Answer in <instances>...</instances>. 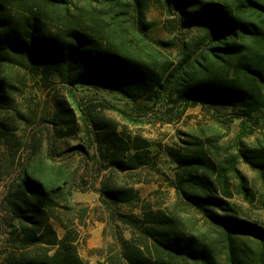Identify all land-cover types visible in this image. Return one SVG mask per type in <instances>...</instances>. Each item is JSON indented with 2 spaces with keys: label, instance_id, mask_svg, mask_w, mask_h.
Returning a JSON list of instances; mask_svg holds the SVG:
<instances>
[{
  "label": "trees",
  "instance_id": "trees-1",
  "mask_svg": "<svg viewBox=\"0 0 264 264\" xmlns=\"http://www.w3.org/2000/svg\"><path fill=\"white\" fill-rule=\"evenodd\" d=\"M151 2L173 18L178 32L172 38L148 36ZM17 67L44 78L57 74L70 88L105 86L134 102L168 100L181 113L198 103L206 114L216 106L231 109L243 135L249 122L264 120V0H0V108L19 90L11 80ZM106 107L136 124L122 109ZM62 108L71 121L72 111ZM98 126L107 172L100 201L112 215L135 209L143 199L118 177L149 166L148 142ZM183 135L182 145L167 151L177 169L171 187L177 205L195 211L210 229L185 232L178 216L146 204L141 215H129L130 238H120L100 264H264V227L239 218L231 201L236 193L254 197L238 160L261 176L264 189V138L239 139L234 153H224L214 127ZM27 141L22 137L21 146ZM72 151L87 154L81 145L66 154ZM54 154L48 144V158L29 157L7 186L2 264H88L78 252L77 227L88 216L74 200L79 173L55 163Z\"/></svg>",
  "mask_w": 264,
  "mask_h": 264
},
{
  "label": "rangeland",
  "instance_id": "rangeland-1",
  "mask_svg": "<svg viewBox=\"0 0 264 264\" xmlns=\"http://www.w3.org/2000/svg\"><path fill=\"white\" fill-rule=\"evenodd\" d=\"M146 17L151 23L147 34L152 40H166L178 32L174 29L173 18L156 2L149 4ZM11 80L19 90L10 95L8 103L0 108V216L9 183L29 157L37 155L46 160L49 144L55 151V163L79 173L74 200L88 208V216L77 227L80 234L78 252L88 264L103 263L108 252L119 244L120 238H130L129 215H141L139 209L146 204L170 216H178L180 228L185 232L203 233L210 229L195 211L177 205L178 197L171 187L170 179H175L177 169L167 151L170 147L182 145L179 139H187L183 134L214 127L224 153V150L234 153L239 139L253 143L264 138V120L259 125L249 122L242 135L241 121L231 119L232 110L221 106L210 109L211 114H206L202 104L198 103L181 113L182 107L174 106L168 100L157 105L146 99L134 102L101 85L81 84L70 88L57 74L44 78L39 72L19 67L12 70ZM106 103L127 112L136 124L107 108ZM63 105L72 111L69 122L62 114ZM105 124L123 132L126 137L145 139L152 157L148 167L131 177H118L120 182L133 186L143 201L136 203L135 209H118L116 215L101 203L99 194L101 181L107 175L103 161L106 147L101 132L96 128ZM22 137L28 140L24 147L20 144ZM7 138L11 139L13 148H10ZM77 145H81L87 154L79 151L66 154ZM237 168L254 196L248 200L235 194L231 201L238 206V217L264 227L262 178L242 160H238ZM140 181L142 183L138 184ZM233 185L237 182L233 181ZM59 234L62 235L61 230ZM3 239L0 237V264L6 248ZM220 264H226L225 260Z\"/></svg>",
  "mask_w": 264,
  "mask_h": 264
}]
</instances>
